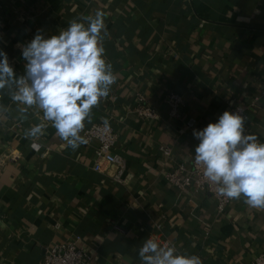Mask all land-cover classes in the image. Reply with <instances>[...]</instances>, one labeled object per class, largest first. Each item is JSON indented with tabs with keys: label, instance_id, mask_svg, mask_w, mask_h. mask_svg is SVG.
<instances>
[{
	"label": "crops",
	"instance_id": "crops-1",
	"mask_svg": "<svg viewBox=\"0 0 264 264\" xmlns=\"http://www.w3.org/2000/svg\"><path fill=\"white\" fill-rule=\"evenodd\" d=\"M96 11L104 13L103 46L117 80L85 129L112 121L126 182L93 168L97 140L73 151L40 110L21 118L0 96L10 109L0 114V158L9 155L0 165V264H40L48 247L75 235L91 264H141L149 237L202 264H253L264 255V209L241 197L219 214L212 194L171 185L164 163H189L199 144L193 130L233 104L249 107L251 135L264 143V0H0V50L23 75L20 45ZM171 90L185 100L178 119L163 100ZM139 93L158 120L138 117ZM40 123L45 134L26 138Z\"/></svg>",
	"mask_w": 264,
	"mask_h": 264
},
{
	"label": "clouds",
	"instance_id": "clouds-1",
	"mask_svg": "<svg viewBox=\"0 0 264 264\" xmlns=\"http://www.w3.org/2000/svg\"><path fill=\"white\" fill-rule=\"evenodd\" d=\"M107 35L101 11L72 19L48 38L38 30L30 42L20 45L26 61L20 76L7 53L0 50V96H9L21 118H26L31 108L40 110L43 120L51 122L56 135L75 151L88 143L81 135L85 122H91L92 109L109 96L117 80L105 56ZM9 111L0 103V114ZM245 124L241 110H226L217 122L193 130L199 140L195 163L203 167L204 178L216 186L219 196L243 197L248 206L264 209V143L246 134ZM45 129L44 123L36 124L25 131V136L38 138ZM41 146L32 144L36 149ZM138 254L141 264H202L199 256L179 253L175 246L160 244L151 237Z\"/></svg>",
	"mask_w": 264,
	"mask_h": 264
},
{
	"label": "built area",
	"instance_id": "built-area-1",
	"mask_svg": "<svg viewBox=\"0 0 264 264\" xmlns=\"http://www.w3.org/2000/svg\"><path fill=\"white\" fill-rule=\"evenodd\" d=\"M164 102L169 106L170 116L178 119L182 115V109L185 105L184 97L181 93L171 90L164 97ZM253 102L251 106H256ZM241 110L246 117V134L251 135V129L248 126L249 107L240 104H233L231 111ZM136 113L138 117L145 122H153L159 119L160 115L156 108L150 105L145 94L139 93L137 96ZM107 121V125H105ZM83 136L91 143L98 141V147L95 150L93 168L96 171L106 172L114 181L118 183L126 182L127 162L125 158L116 152L119 135L110 119L94 123L86 128ZM162 152L171 157L173 150L166 145L161 146ZM9 155L0 158L5 160ZM162 162V160H161ZM164 163V161L162 162ZM169 170L165 172L166 180L173 186L181 190L193 188L197 192L212 194L217 200V211L224 214L227 208L235 199H229L219 196L216 192V186L212 185L203 176V167L195 163V151L190 156V162L183 161L166 162ZM40 264H91L90 256L87 254L83 245L81 235H75L65 241L55 243L46 249L45 255ZM253 264H264V255H259L254 259Z\"/></svg>",
	"mask_w": 264,
	"mask_h": 264
}]
</instances>
